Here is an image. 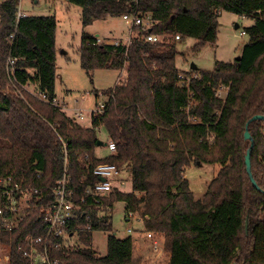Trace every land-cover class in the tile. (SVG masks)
<instances>
[{"label":"trees","instance_id":"1","mask_svg":"<svg viewBox=\"0 0 264 264\" xmlns=\"http://www.w3.org/2000/svg\"><path fill=\"white\" fill-rule=\"evenodd\" d=\"M20 1L0 0V176L11 175L37 191L30 192L15 227L0 225L8 264H29L23 255L26 238L44 233L43 214L53 205L52 190L65 173L75 199L86 198L68 226L70 233L112 231L111 216L99 212L123 201L127 215L137 214L147 232L164 235V249L171 253L168 264H175L177 241L191 264H264V120L248 128L252 172L261 190L247 171L251 142L244 136L248 120L264 115V0H66L82 8L84 26L124 14L150 15L152 20L150 27H132L129 44L83 35L79 58L89 75L96 69L126 70L122 83L102 91L108 98L105 110L90 126L38 97L39 92L51 100L57 96V19L18 18ZM221 10L254 18L245 29L249 41L240 59L218 62L213 70H180L175 36L195 38V51L216 43ZM149 34L163 39L151 42ZM8 58L15 60L14 73ZM222 85H229L224 98L216 95ZM101 127L116 145L103 158L96 156ZM104 162L130 172L132 189L114 188L102 198V208H91L87 189L98 181L92 170ZM192 163L220 167L200 199L185 174ZM229 201L237 202L241 215L234 248L212 260L208 249L194 244L197 226L202 221L214 226ZM86 213L91 214L88 220ZM133 250L131 236L111 233L105 256L90 247L54 255L64 264H140Z\"/></svg>","mask_w":264,"mask_h":264},{"label":"rangeland","instance_id":"2","mask_svg":"<svg viewBox=\"0 0 264 264\" xmlns=\"http://www.w3.org/2000/svg\"><path fill=\"white\" fill-rule=\"evenodd\" d=\"M19 9L26 15L47 16L55 15L57 19V78L56 94L66 107L69 115L82 111L85 119L83 125L90 126L92 112L96 110L97 103L107 100L103 90L122 83L126 78V70L96 69L89 75L81 66L79 47L84 34L96 36L100 42L127 43L135 33L132 26L120 16H110L106 19L95 20L84 26L82 22V8L68 3L66 0H21ZM254 23L251 16L235 14L228 10L219 12V32L216 43H208L195 51L197 40L193 37H184L176 41L179 54L176 65L182 71L191 70L195 64L202 70H213L218 62H232L241 56L244 45L249 41L247 34L242 31ZM238 25V27H236ZM96 92L99 95L96 98ZM99 138L103 143L109 141L107 131L101 127ZM111 154L108 146L99 145L96 156L99 158ZM219 166L211 163H192L185 171L195 198L200 199L208 190L209 183L216 176ZM131 173L123 171L119 178L124 179V191H131ZM24 210V207L22 208ZM108 214L111 216L112 231L95 229L91 231H77L69 240L70 245L76 247H90L98 256H105L108 252V236L113 233L120 238L131 236L140 247L134 254L142 253L146 257H153L155 264H168L171 253L164 249V235L152 232L153 238L147 236L143 221L137 214L127 219L125 203L116 201ZM22 213V212H21ZM224 217L216 219L214 226L210 227L207 221L198 224L194 244L201 249L202 246L211 247V239L218 245V255L226 256L234 248V231L240 224V209L237 202L229 201L224 207ZM208 228V233H205ZM130 229L131 231H128ZM205 234V235H204ZM89 235V239H87ZM157 240L159 246L155 248L153 241ZM215 241V242H216ZM201 246V247H200ZM141 248V252L140 249ZM0 244V264H6L4 255L7 252ZM225 250V251H224ZM174 254L175 264H191L182 245L177 241ZM153 255V256H151ZM210 259L214 260L211 255ZM146 260V259H145ZM150 261L153 259L150 258Z\"/></svg>","mask_w":264,"mask_h":264},{"label":"built area","instance_id":"3","mask_svg":"<svg viewBox=\"0 0 264 264\" xmlns=\"http://www.w3.org/2000/svg\"><path fill=\"white\" fill-rule=\"evenodd\" d=\"M18 18L26 16V14L20 9L17 12ZM122 18L130 26H143L150 27L152 20L150 15L137 14H124ZM242 34H246L245 30ZM12 34L10 37L12 38ZM147 40L151 42H157L163 39L162 36L156 34H149L146 36ZM176 40H180V36H175ZM131 39L126 44H129ZM15 60L8 58V65L10 71L14 73ZM180 77L185 78V74L181 73ZM229 90V85H222L217 89L216 95L224 98ZM38 97L41 100L50 102L53 106L61 108L66 111L65 104L59 100L58 96L51 99L48 98L44 92H39ZM106 107V101H102L97 104L96 110L92 112V118L98 117L103 114ZM76 121L81 122L85 119L82 111H77L71 115ZM108 149L111 152L116 150V145L112 140L107 142ZM92 174L98 178V181L87 189V192L92 195L93 201L88 203L89 207L102 208V198L110 193L114 188L123 190L125 184L124 179H120V168L109 162L97 164ZM103 178V180H100ZM37 191L33 186L24 185L22 181L15 180L13 176H0V194L3 205L0 207V225L7 229L15 227L23 216L21 207L25 208L29 202L30 192ZM54 203L50 209L43 214V222L45 224V231L38 236H28L26 238L27 248L23 251V255L28 259L29 264H64L63 261L54 255V251L57 250H73L76 246L70 245L69 240L75 234V232H69V224L78 218V212L81 210L79 204L85 203L86 198L82 197L80 202L75 198V189L70 185V176L66 173L58 181L57 185L52 190ZM98 203L99 205H95ZM112 208L107 206V210ZM107 210H100V216L108 214ZM109 215V214H108ZM133 216L132 213L130 217ZM86 219L91 218L90 213H86ZM128 231H131L130 229ZM147 236L153 238L152 232H148ZM153 246L157 248L159 243L157 240L153 241ZM10 255L7 253L4 255V261L9 263Z\"/></svg>","mask_w":264,"mask_h":264},{"label":"water","instance_id":"4","mask_svg":"<svg viewBox=\"0 0 264 264\" xmlns=\"http://www.w3.org/2000/svg\"><path fill=\"white\" fill-rule=\"evenodd\" d=\"M236 27H238V25H236ZM237 59H240V57H238ZM191 69L192 70H198L199 67L195 64H192L191 65ZM255 120H264V115H254L252 116L248 122L246 123V127H245V139L246 140H249L251 142V145H250V148L247 150V153H246V157H245V163H246V167H247V171H248V174H249V177L251 179V182L253 183V185L261 190V188L259 187V185L257 184L254 176H253V172H252V165H251V151H252V148H253V139L250 135V132H249V124ZM102 141L99 142V145H102ZM105 144V143H104ZM100 180H103V178H100Z\"/></svg>","mask_w":264,"mask_h":264},{"label":"crops","instance_id":"5","mask_svg":"<svg viewBox=\"0 0 264 264\" xmlns=\"http://www.w3.org/2000/svg\"><path fill=\"white\" fill-rule=\"evenodd\" d=\"M57 26H58V24H57ZM107 43H112V42H107ZM56 47H57V32H56ZM57 50H58V48H57ZM31 89V88H30ZM96 98H97V95H96ZM103 101V100H102ZM101 101V102H102ZM104 101H106V100H104ZM98 104V103H97ZM105 145H107V144H105ZM123 171H121V173H122ZM226 214L224 213V212H222V217H224ZM127 219H130V217L129 216H127ZM129 230V229H128ZM205 233H206V231H205ZM134 240V239H133ZM213 240V241H212ZM210 241H212V244H211V247L209 248V246H204L206 249H208V251H207V255H211L212 257H213V259H217L218 258V245H217V241L215 240V239H211ZM216 241V242H215ZM140 246L137 244V243H135V241H134V252L137 250V248H139ZM140 250V252H141V248L139 249ZM225 251V250H224ZM134 252H133V254H134ZM134 256L135 257H139V258H141V263L140 264H155V260L157 259V258H153V257H150L151 259H153V261H150V258L149 257H146V256H144L142 253H139V254H134ZM151 256H153V255H151ZM174 256H175V259H176V254H174ZM146 259V260H145Z\"/></svg>","mask_w":264,"mask_h":264}]
</instances>
